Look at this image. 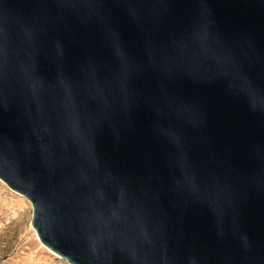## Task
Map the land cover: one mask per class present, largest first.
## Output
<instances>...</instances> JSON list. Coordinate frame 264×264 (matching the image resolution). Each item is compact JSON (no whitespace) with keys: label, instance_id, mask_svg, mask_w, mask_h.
Listing matches in <instances>:
<instances>
[{"label":"water","instance_id":"1","mask_svg":"<svg viewBox=\"0 0 264 264\" xmlns=\"http://www.w3.org/2000/svg\"><path fill=\"white\" fill-rule=\"evenodd\" d=\"M0 179L70 264H264V0H0Z\"/></svg>","mask_w":264,"mask_h":264},{"label":"rangeland","instance_id":"2","mask_svg":"<svg viewBox=\"0 0 264 264\" xmlns=\"http://www.w3.org/2000/svg\"><path fill=\"white\" fill-rule=\"evenodd\" d=\"M0 264H70L46 247L32 220L34 207L0 179Z\"/></svg>","mask_w":264,"mask_h":264},{"label":"bare ground","instance_id":"3","mask_svg":"<svg viewBox=\"0 0 264 264\" xmlns=\"http://www.w3.org/2000/svg\"><path fill=\"white\" fill-rule=\"evenodd\" d=\"M2 196H0V200H5V197L3 196V194H1ZM46 264H52L51 262H46Z\"/></svg>","mask_w":264,"mask_h":264}]
</instances>
